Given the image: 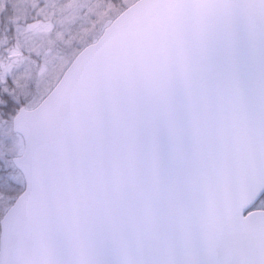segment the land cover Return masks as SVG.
I'll list each match as a JSON object with an SVG mask.
<instances>
[{
	"label": "snow or ice",
	"instance_id": "obj_1",
	"mask_svg": "<svg viewBox=\"0 0 264 264\" xmlns=\"http://www.w3.org/2000/svg\"><path fill=\"white\" fill-rule=\"evenodd\" d=\"M0 264H264V0H0Z\"/></svg>",
	"mask_w": 264,
	"mask_h": 264
}]
</instances>
